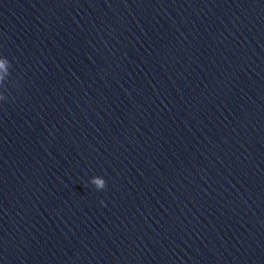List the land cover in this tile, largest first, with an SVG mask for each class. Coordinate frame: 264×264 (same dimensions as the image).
Listing matches in <instances>:
<instances>
[{
    "label": "clouds",
    "instance_id": "9594fccd",
    "mask_svg": "<svg viewBox=\"0 0 264 264\" xmlns=\"http://www.w3.org/2000/svg\"><path fill=\"white\" fill-rule=\"evenodd\" d=\"M6 64H10L6 58L4 60H0V68H5ZM0 81H3V76H0ZM92 184L95 185L97 190H103L106 188V181L99 176L92 178ZM101 204L104 205V201H101Z\"/></svg>",
    "mask_w": 264,
    "mask_h": 264
}]
</instances>
